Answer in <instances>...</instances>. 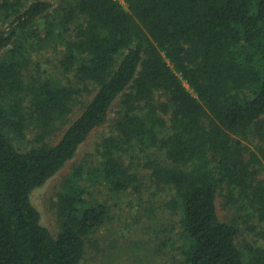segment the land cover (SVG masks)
<instances>
[{
	"label": "trees",
	"instance_id": "16d2710c",
	"mask_svg": "<svg viewBox=\"0 0 264 264\" xmlns=\"http://www.w3.org/2000/svg\"><path fill=\"white\" fill-rule=\"evenodd\" d=\"M108 126L55 235L32 194ZM123 214L160 264H264V0H0V264H81Z\"/></svg>",
	"mask_w": 264,
	"mask_h": 264
},
{
	"label": "rangeland",
	"instance_id": "374dc122",
	"mask_svg": "<svg viewBox=\"0 0 264 264\" xmlns=\"http://www.w3.org/2000/svg\"><path fill=\"white\" fill-rule=\"evenodd\" d=\"M51 1L56 3L57 0ZM34 56L37 57L35 59H38L44 68L50 71L57 70L53 66L57 64H55L58 57L56 52L52 50L44 51L40 54L34 53ZM110 131L109 126L96 131L88 142L82 146L74 160L70 161L58 175L50 179L44 186L35 189L33 192L32 201L42 215L43 224L55 235L60 228L58 194L61 192L66 178L72 172L74 165L91 158L96 153L101 140L104 136L109 135ZM124 198L130 199L127 196ZM224 205L225 196H219L218 207L221 216L226 217L229 214L231 216V212H228ZM128 216V214H123L121 219L118 217L112 223L113 229L108 233L103 229L92 236L81 264H160V255L157 256L160 253L156 254L155 248L151 245L144 246L142 244V241L145 240L141 235L144 230L143 226L133 224V228H129L126 225ZM144 224L149 226L148 220ZM152 225L154 227L156 222L154 221ZM165 264L172 263L166 262Z\"/></svg>",
	"mask_w": 264,
	"mask_h": 264
}]
</instances>
